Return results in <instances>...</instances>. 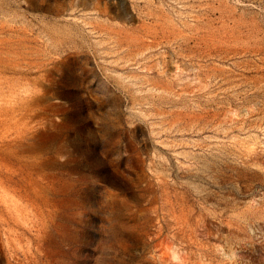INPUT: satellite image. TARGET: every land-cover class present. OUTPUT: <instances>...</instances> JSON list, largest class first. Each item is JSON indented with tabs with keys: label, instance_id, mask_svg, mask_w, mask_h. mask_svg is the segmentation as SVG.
Here are the masks:
<instances>
[{
	"label": "rangeland",
	"instance_id": "rangeland-1",
	"mask_svg": "<svg viewBox=\"0 0 264 264\" xmlns=\"http://www.w3.org/2000/svg\"><path fill=\"white\" fill-rule=\"evenodd\" d=\"M0 264H264V0H0Z\"/></svg>",
	"mask_w": 264,
	"mask_h": 264
}]
</instances>
